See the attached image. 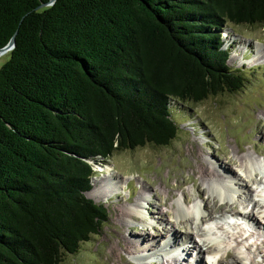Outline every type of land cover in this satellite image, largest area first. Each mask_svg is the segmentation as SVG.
I'll list each match as a JSON object with an SVG mask.
<instances>
[{"label":"trees","instance_id":"trees-1","mask_svg":"<svg viewBox=\"0 0 264 264\" xmlns=\"http://www.w3.org/2000/svg\"><path fill=\"white\" fill-rule=\"evenodd\" d=\"M0 0V264H62L107 221L85 194L115 152L167 147L170 102L243 87L227 25L264 0Z\"/></svg>","mask_w":264,"mask_h":264},{"label":"rangeland","instance_id":"rangeland-1","mask_svg":"<svg viewBox=\"0 0 264 264\" xmlns=\"http://www.w3.org/2000/svg\"><path fill=\"white\" fill-rule=\"evenodd\" d=\"M221 36L226 40L223 48L229 52L228 67L239 71L243 87L201 103L171 101V119L179 127L176 138L167 147L147 144L115 152L105 164L125 185H121L118 194L106 200L100 196L95 202L88 197L94 189L92 181L106 175L101 165H96L91 189L85 196L106 209L107 221L97 235L81 244L75 255H67L62 264H167L174 256L161 248L163 239H172L174 231L180 237L186 236V228L179 223L187 220V215L193 220L186 226L198 232L202 224L195 218L197 212H210L214 220L230 213L250 216L245 219L252 225L240 223V219L228 223L218 219L204 228L208 235L205 239L219 242L225 264H264V27L227 25ZM8 59L7 54L0 56V67ZM200 160L220 172V183L193 178ZM230 160L236 163L230 167V174L222 173L218 166H225ZM138 195L143 215L137 220L120 215L125 208L138 210ZM250 198L259 204L254 213L249 208ZM118 217L123 224L117 221ZM122 229L125 238H136L141 250L156 243L158 247L150 251L156 252L157 263L143 259L144 252L120 250L122 260L111 255L109 249L118 246L117 235ZM144 237L149 239L142 243L138 238ZM190 241V252L181 254L186 258L184 264H190L196 253L194 247L204 250L200 237L193 234ZM227 255L235 256L231 259ZM211 260L203 264H212Z\"/></svg>","mask_w":264,"mask_h":264},{"label":"bare ground","instance_id":"bare-ground-1","mask_svg":"<svg viewBox=\"0 0 264 264\" xmlns=\"http://www.w3.org/2000/svg\"><path fill=\"white\" fill-rule=\"evenodd\" d=\"M241 152H237V154H239ZM240 163H241V158L239 159ZM236 163L233 160L228 161L227 165L225 166H218V168H220L219 170L222 171V173H228L230 174V167L234 166ZM101 169H103L106 172V175H103L104 177H102L101 179H95L92 181V186L94 187L93 191L90 192L91 194H88V197L93 199L95 202L99 201L102 197L103 200L108 199L109 197H112L115 194H118V191L121 188V185L124 186L125 183H122V179H117L116 177H114V174L110 173V169L109 166L107 167V165L103 166H99ZM199 178L201 181L202 180H208V181H217V183H220V180L222 178H220V172L218 170H216L214 167L210 168L207 165H205L201 160L197 162V168L193 171V178ZM225 179V178H224ZM125 182V181H124ZM229 184H227V182L224 183L225 188H228ZM263 188H264V183H263ZM96 194H98L99 196H96ZM140 194V193H139ZM199 195H203V192H200ZM101 196V197H100ZM139 196V200H137V207L138 210L135 211L134 209H130V208H125V210L121 211L120 215H123L124 217H127L131 220H137L138 217L142 216L144 211L142 204L140 203V195ZM185 201H188L187 199H185ZM249 203H252L251 205H249V208L251 206V208L253 209L252 212L254 213L256 208L259 207V204L254 201L253 199L250 198ZM264 207V206H262ZM157 208V207H156ZM204 208H206V205L203 206V210ZM221 208V207H220ZM141 210L143 212H141ZM198 210V208L196 209ZM264 211V210H263ZM119 215V216H120ZM234 216H239L241 220H243V223L246 222V224H250V221L246 220V219H250V216L245 215L243 218L239 215V213H235V214H224L222 217L218 218L221 220L224 219H230L233 218ZM187 220H185L183 223H179L180 225H183L184 228H186L187 230V235L186 236H178V234L174 231L172 233V239H163V243L161 245V248L167 252L170 253L171 255H173L174 257H172L169 261H167V264H184V259H186L185 257L182 256H186L190 250L191 247L188 244H191L190 241V236L192 237L193 234L196 237H200V243H201V247H204L203 252H200V247L196 248L194 247V252H196L194 254V257L192 258V260L190 261V264H203L204 261L207 262V259L211 258L212 260L209 261L210 263L212 262H216V264H225L223 261L224 256L221 255V249H220V244L219 242H214L213 240H207L205 239L208 235L206 233V230L204 228H206L207 225H211L213 224L215 221L212 218V215L210 214V212H208L207 214H199L197 212L196 215V220L202 224L200 228V230H198V232H193V230L190 229V227L186 226V224H190L193 220L192 217H189L187 215ZM148 218V217H147ZM150 218V217H149ZM194 218V219H195ZM262 218L264 220V213L262 212ZM120 224H123V222L121 221L120 217L117 218ZM157 225V223L155 224ZM152 226V225H151ZM150 226V227H151ZM153 229H155V226H152ZM200 233V234H199ZM124 234H123V229L121 230V232L117 235V242L118 246L116 244L115 247H110L109 252L110 254L118 257V259H121L120 256V250L121 251H125L126 253H140V252H144L143 259L145 260H150L153 259V262L157 263V254L156 252H151L150 250L158 247L156 245V243L152 242L151 245L149 244V246H146L143 250L139 249V245H138V241L135 239H128L125 238L123 239ZM144 238H138L142 243L147 242V240L149 239H145ZM123 239V240H122ZM180 239V240H178ZM193 243L196 244V241ZM141 246V245H140ZM182 254V256H181ZM139 255V254H138ZM205 255V256H204ZM229 256V255H227ZM235 256V255H234ZM233 255H230L229 257L232 259L234 258ZM139 258H142L140 256H138ZM215 257H217V260L214 261ZM227 257V258H229ZM238 257V256H237ZM206 260H205V259ZM214 258V259H213ZM239 258V257H238ZM238 258L234 259V263L238 261ZM155 259V260H154ZM238 264V263H235Z\"/></svg>","mask_w":264,"mask_h":264},{"label":"water","instance_id":"water-1","mask_svg":"<svg viewBox=\"0 0 264 264\" xmlns=\"http://www.w3.org/2000/svg\"><path fill=\"white\" fill-rule=\"evenodd\" d=\"M55 0L50 1L48 4L43 5V6H48V5H52L54 3ZM14 48V37L11 38V40L3 47L0 49V56H3L5 54H7L8 52H10L12 49ZM95 170V168H94Z\"/></svg>","mask_w":264,"mask_h":264}]
</instances>
